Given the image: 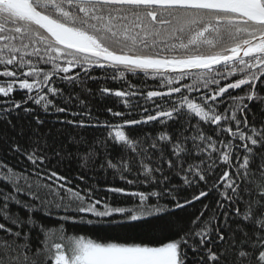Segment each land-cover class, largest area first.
I'll return each mask as SVG.
<instances>
[{
  "label": "snow or ice",
  "instance_id": "1",
  "mask_svg": "<svg viewBox=\"0 0 264 264\" xmlns=\"http://www.w3.org/2000/svg\"><path fill=\"white\" fill-rule=\"evenodd\" d=\"M84 65L112 68L121 77L160 75L170 69L182 78L185 70L203 69V84L217 87L198 102L181 94L167 108L156 104L155 114L145 108V117L122 125L98 118L93 123L85 100L69 95L65 105L78 101L81 108L70 111L54 99L63 97L64 90L52 86V78L75 84L79 73H69ZM225 73L240 77L220 86L217 77L227 79ZM229 89L243 94L233 95ZM24 90V98L17 101L12 94ZM100 92L127 97L125 104L137 94L107 87ZM180 92L173 87L169 95ZM0 97L6 98L0 99V119L12 131L17 129L13 112L34 120L26 144L0 133L5 151L24 156L32 166L17 171L0 162V183L12 189L0 187V264H264V0H0ZM29 102L46 114L73 117L56 124L104 127L108 134L91 142L65 136L63 129L53 136L51 128L41 131L46 121L26 106ZM107 112L125 115L112 108ZM148 122L163 127L142 136L120 130ZM17 135L24 137L25 129ZM52 157L76 159L81 168L99 163L127 184L146 183L153 190L110 188L139 203L134 209L105 205L100 211L96 205L101 201L68 187V178L47 166ZM129 174L135 179H128ZM210 196L215 197L214 207L203 203ZM198 202L202 208L187 226L167 221L164 231L171 235L155 244L97 242L66 232L67 223L84 221L81 213L98 218L117 213L120 221L103 223L130 227L153 210L163 219ZM52 216L58 225L43 222ZM33 232L42 237L35 248Z\"/></svg>",
  "mask_w": 264,
  "mask_h": 264
},
{
  "label": "trees",
  "instance_id": "2",
  "mask_svg": "<svg viewBox=\"0 0 264 264\" xmlns=\"http://www.w3.org/2000/svg\"><path fill=\"white\" fill-rule=\"evenodd\" d=\"M247 59V57L245 58ZM63 63V60L60 61ZM46 67L51 68V65ZM83 69H87L85 72ZM83 69L80 66H76L72 69L69 75H75L79 73L80 79L75 84H68L67 81H60L59 76H54L52 79L54 84L52 86L59 87L64 90L63 97H55V102L60 106H67L70 111H81L78 101L73 102L71 105H65L64 100L69 96H78L86 101L85 111L91 112L92 122L94 123L96 118L100 122H109L114 125L123 124L124 120L127 119H142L147 114H155L156 104L167 108L170 104L179 102L181 99V94L188 95L190 98H195L199 101V98L206 92H211V89L217 87V85L209 84L205 86L203 84V79L200 73L205 72V70L198 71H186L187 75L180 77V72L168 71L163 72L160 75L143 73H125L123 77L119 75L114 69L107 68L101 69L99 67H90L84 65ZM60 75H64L60 73ZM227 79L220 80V86H223L229 82H233L235 79L240 77V74L231 75L225 73ZM116 76L115 79L112 77ZM91 77V78H90ZM168 78L172 79V83H168ZM110 88L112 90H121L125 92H135V96H131V103L125 104L124 99L116 97L110 94H101V88ZM173 87H180V93H171L170 95H164L161 97L148 98L147 92L158 91V92H170ZM245 86L242 87V89ZM198 88L199 91H192L191 89ZM24 91H16L12 95L19 101L24 98ZM233 95H242L241 89L231 90ZM52 98V97H49ZM0 99H6L0 97ZM225 100L227 102V94H225ZM35 109V113L40 116L41 119L46 121V124L41 131H45L51 128L53 131V136L56 135V129H63V134L65 136H83L88 141H93L97 138L103 139L107 136L109 129L104 127H89V128H72L67 125L56 124L55 121L58 119H72L67 113H55L54 111L50 113H44L40 106L35 105L31 102L26 105ZM225 107L224 104L220 105L222 109ZM108 108H112L113 111H119L124 113L123 117H113L107 112ZM147 108L149 113H145L143 110ZM86 121L89 117H83ZM13 123L17 125L16 131H12L7 123L0 119V133H6L8 136L16 137L22 144H26L29 135L30 127L34 126L33 116L26 115L22 111L19 114L13 112L11 117ZM79 119V117H77ZM251 119V117H250ZM195 122V121H193ZM169 124L175 127L171 121ZM25 129V136L19 137L17 132L20 128ZM163 126L158 122H148L142 123L140 125L133 126H123L120 130L126 132V134L131 133L134 136H142L144 133L151 132L155 134L156 131L160 130ZM113 135L115 129H112ZM51 140V137L49 138ZM6 145L0 143V162L14 168L17 171H30L32 166L26 160V158L19 154H13L5 151ZM51 157V153H49ZM116 151L112 152V156L116 157ZM115 162V161H114ZM49 168L58 171L62 176L68 178L70 183L68 187L79 191L81 195H90L92 200L101 201L100 204L96 205L97 209L100 211L105 210V205L109 209L115 207H121L125 209H134L139 203L138 198L131 195H126L122 193H114L109 191L110 188L120 187L125 189L127 193L131 192H149L152 191V187L148 184H127L125 180H121L119 174L111 168H101L100 164L89 165L87 168H81L80 163L76 159H64L58 160L55 157L50 159L47 165ZM83 176V179L80 177ZM128 179H135V174H129ZM142 179V177H141ZM0 187H7L5 184L0 183ZM7 191H12L10 187H7ZM23 198V197H22ZM214 196H210L203 203H207L210 207H214ZM151 203H156L155 199ZM161 204L166 203V201L161 200ZM202 208L201 203H196L194 206L185 208L183 210H175L171 216H165L163 219H157V213L153 210L150 214L145 213L141 220L130 222L133 226L130 227H117L115 224L109 226L103 221L114 219L115 221L121 220V215L113 213L112 217L98 218L91 213H81L79 215L84 217L83 222L72 223L69 222L66 225L67 235L70 236H80L83 235L88 239H94L97 242H119V243H148L155 244V242L162 238L163 235H171L170 232H165V224L167 221H179L187 226L188 222L194 218L195 214ZM63 215V213H60ZM88 220L93 221L92 224L87 223ZM43 222L47 225L56 226L59 221L55 216L43 217ZM42 237H39L36 232H33L31 244L33 248L39 246V241Z\"/></svg>",
  "mask_w": 264,
  "mask_h": 264
},
{
  "label": "water",
  "instance_id": "3",
  "mask_svg": "<svg viewBox=\"0 0 264 264\" xmlns=\"http://www.w3.org/2000/svg\"><path fill=\"white\" fill-rule=\"evenodd\" d=\"M216 67H219V65L214 66V68H216ZM193 70H194V71H198V70H203V69H189V70H185V71H193ZM168 71H172V70L169 69ZM168 71H167V72H168ZM242 87H243V86H242ZM162 93H164V95H169V92H162ZM164 95H163V96H164ZM121 125H122V124H121ZM124 126H128V125H124Z\"/></svg>",
  "mask_w": 264,
  "mask_h": 264
},
{
  "label": "flooded vegetation",
  "instance_id": "4",
  "mask_svg": "<svg viewBox=\"0 0 264 264\" xmlns=\"http://www.w3.org/2000/svg\"><path fill=\"white\" fill-rule=\"evenodd\" d=\"M246 58V57H245ZM220 67V66H219ZM219 67H217V68H219Z\"/></svg>",
  "mask_w": 264,
  "mask_h": 264
}]
</instances>
